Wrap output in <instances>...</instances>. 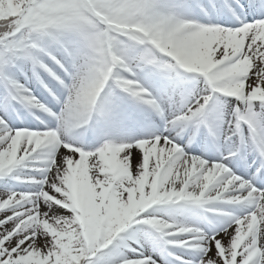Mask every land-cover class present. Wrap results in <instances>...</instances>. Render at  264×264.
Returning <instances> with one entry per match:
<instances>
[{
	"label": "snow or ice",
	"instance_id": "1",
	"mask_svg": "<svg viewBox=\"0 0 264 264\" xmlns=\"http://www.w3.org/2000/svg\"><path fill=\"white\" fill-rule=\"evenodd\" d=\"M0 264H264V0H0Z\"/></svg>",
	"mask_w": 264,
	"mask_h": 264
}]
</instances>
